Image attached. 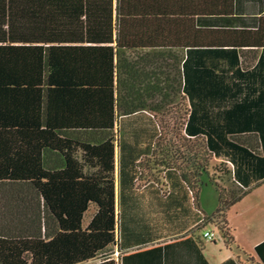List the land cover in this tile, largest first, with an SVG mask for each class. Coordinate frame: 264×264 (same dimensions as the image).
<instances>
[{"label": "trees", "instance_id": "16d2710c", "mask_svg": "<svg viewBox=\"0 0 264 264\" xmlns=\"http://www.w3.org/2000/svg\"><path fill=\"white\" fill-rule=\"evenodd\" d=\"M235 3L0 0V264L107 261L125 236L148 240L144 217L135 231L132 210L117 211V147L122 204L123 180L169 196L177 173L202 228L236 246L226 214L247 191L223 162L221 177L211 150L213 134L223 148L235 129H202L195 105L204 85L224 89L212 74L234 69L235 53L264 47L263 23L237 27ZM204 186L219 192L211 216L197 204ZM255 252L264 264V242Z\"/></svg>", "mask_w": 264, "mask_h": 264}, {"label": "crops", "instance_id": "0c3cea01", "mask_svg": "<svg viewBox=\"0 0 264 264\" xmlns=\"http://www.w3.org/2000/svg\"><path fill=\"white\" fill-rule=\"evenodd\" d=\"M235 2L234 15L238 18L236 26L257 30L263 23L264 31V0ZM235 55L234 69L231 67L228 72L212 74L215 79L224 81L222 84L217 83V87L222 86L224 89L217 92L213 90L216 83H212L213 89L210 88L212 84L204 85L202 90H198L195 105L200 118L197 124L202 129L218 131L226 122L235 129L226 138L228 145L223 148L219 146L220 139L213 134L211 144L217 146L218 150L215 147L211 150L213 165L226 164L228 170L232 171L230 182L236 190L241 189L236 183L239 182L244 187L243 191H247L244 198L226 214L236 246L228 248L223 243L224 250L221 249L217 256L209 254L212 248H217L216 243L208 242L211 250L207 249L202 234L211 227L203 229L200 225L201 216L197 206L177 173L171 172V178L168 179L171 189L169 196H163L158 186H137L135 190L132 180H123L127 201L122 204L121 169L124 157L122 159V148L117 147L114 171L117 211L120 213L122 207L132 210L127 211L126 224L129 227L135 224V231H138L139 224V221L135 223V217H144L151 236L140 242L138 238L126 239L125 236L122 244L120 235L122 245L110 251L107 261L115 264H248L247 258L250 257L252 264H260L255 249L264 242V47L248 48ZM221 66L226 67V64ZM137 116L134 120H127L133 128L141 125L144 115ZM208 196L211 201L208 203L214 205L210 209L204 206ZM197 204L203 214L213 215L220 206L216 187H202ZM88 222H85V226ZM107 261L97 258L84 264H103Z\"/></svg>", "mask_w": 264, "mask_h": 264}, {"label": "rangeland", "instance_id": "374dc122", "mask_svg": "<svg viewBox=\"0 0 264 264\" xmlns=\"http://www.w3.org/2000/svg\"><path fill=\"white\" fill-rule=\"evenodd\" d=\"M165 135L167 137H169L170 136V131H165L164 132V136ZM217 167L220 170L221 177L223 179L225 178V180H226L227 179L226 178L227 177V172H226V167L224 166V164L221 163L220 165H217ZM227 184H229V183H227ZM212 192H213V194H215V192L213 190H212ZM209 196L207 198V202L204 200V206H205L206 209H210V208H212L214 206L213 203H208V202H211L210 199H209ZM90 214H91V211L88 214H86L85 219H87L88 217H90L91 216ZM215 240H216V246H217V248L216 249H213L212 248V250L210 249L211 248V244H209L208 241L204 240L205 242H207V249L211 250L209 254L212 255V256H217L219 254V252H220L221 249L224 250V245H223V242H222L220 236L217 235L216 238H215ZM248 264H252V260L249 257H248Z\"/></svg>", "mask_w": 264, "mask_h": 264}, {"label": "built area", "instance_id": "2783aa9c", "mask_svg": "<svg viewBox=\"0 0 264 264\" xmlns=\"http://www.w3.org/2000/svg\"><path fill=\"white\" fill-rule=\"evenodd\" d=\"M204 238H206L208 241L215 240L217 233L215 231H206L204 233Z\"/></svg>", "mask_w": 264, "mask_h": 264}]
</instances>
